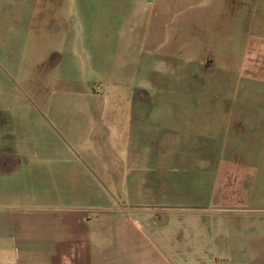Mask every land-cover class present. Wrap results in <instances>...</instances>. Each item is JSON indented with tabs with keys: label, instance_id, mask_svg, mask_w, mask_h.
<instances>
[{
	"label": "rangeland",
	"instance_id": "obj_1",
	"mask_svg": "<svg viewBox=\"0 0 264 264\" xmlns=\"http://www.w3.org/2000/svg\"><path fill=\"white\" fill-rule=\"evenodd\" d=\"M0 116V206L109 210L99 245L170 264L264 244V0H0Z\"/></svg>",
	"mask_w": 264,
	"mask_h": 264
},
{
	"label": "crops",
	"instance_id": "obj_2",
	"mask_svg": "<svg viewBox=\"0 0 264 264\" xmlns=\"http://www.w3.org/2000/svg\"><path fill=\"white\" fill-rule=\"evenodd\" d=\"M1 128L0 116V135ZM12 141L9 143L14 144ZM24 159L13 148L0 150V174L12 177L24 166ZM4 205L0 206V247L9 249L0 250V264H170L164 256L150 259L143 250L99 245L108 237L102 232L106 221L98 223L99 216L103 212L107 217L109 210L80 206L78 202L73 207L44 206L42 215L35 216L24 205ZM124 239L123 234H116L113 241L117 245ZM249 264H264V244L253 253Z\"/></svg>",
	"mask_w": 264,
	"mask_h": 264
}]
</instances>
